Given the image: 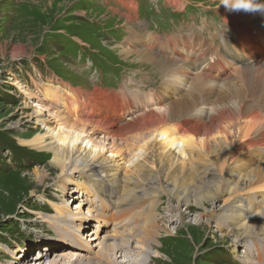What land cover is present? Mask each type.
I'll return each instance as SVG.
<instances>
[{
  "label": "rangeland",
  "instance_id": "374dc122",
  "mask_svg": "<svg viewBox=\"0 0 264 264\" xmlns=\"http://www.w3.org/2000/svg\"><path fill=\"white\" fill-rule=\"evenodd\" d=\"M127 1L134 2L133 7L139 10L140 20L150 19H145L151 22L147 25L150 29L161 28L164 31L169 27L167 32L179 33L193 28L202 37L211 39L208 45L221 43L225 23H234L233 26L238 22L248 24L260 15L258 12L251 16H242L237 12L228 14V11H223L225 8L221 0H182L180 7L172 5L170 1L173 0ZM125 8L122 0H0V264H36L41 258H46L45 264H51L57 259L54 250L58 248L53 245H62L61 234L56 228L60 231L67 229L63 230L65 236L71 230L74 234L79 233L80 240L90 245L87 257L95 258L94 263L97 264V257L103 255L110 244H119L126 250L118 255L119 263L123 264H129L132 254H136L134 258L142 264H246L247 248L254 264H264V240L260 237L249 240L238 237L236 230L231 231L234 225H223L218 218V214H224L227 208L223 204L224 198L205 200V207L215 213L202 216L200 205L189 208L156 187H138V182L128 185L129 194L125 192L130 199L128 204L106 202L109 196L102 197L92 189L91 181V192L87 190L89 196H82V192L71 193L65 187L82 184L83 175L74 173V182L69 184L60 177L54 180L56 176L48 164L49 155L35 151L28 145L39 130L45 128V125L32 119V114L37 110L35 95L44 89H57L58 86V90L62 91L75 90L71 95L73 99L83 95L87 98L88 94L98 89L97 86L103 87V91L118 89L127 76L138 81L145 79L149 85L146 90H151V85L157 81L156 89L160 88L166 79L162 78L165 65L158 62L157 57L148 61L146 54V57L131 54L125 58L122 48L117 45L119 42L116 41H122L123 45L125 38L131 35L128 32L124 34L127 21L122 14L126 13ZM227 15L235 21L228 22ZM128 16L134 20L132 13ZM136 27L142 30L144 25L139 22ZM218 33L220 35L214 42ZM145 35L150 52L156 54V46H152L164 42L148 32ZM76 49L80 52L76 53ZM119 67L123 68L117 84V78L120 79ZM231 71H222L218 81L223 82ZM113 76L117 77L115 81ZM136 80L129 88L132 93L129 90L126 94L108 91L129 99L131 109L124 117L130 123L136 122L145 112L141 109V103L134 102L137 97L143 100L135 93L143 83ZM234 81L238 82L237 79ZM203 85L206 89L209 87ZM185 94L183 92L181 96ZM174 96L165 102L169 104L178 98L176 94ZM210 99L211 90H208L197 101L204 103L195 105L192 111L197 116L191 112L189 118L196 122H199V117L204 119L212 110ZM62 102V98L61 101L54 100V108L64 109ZM77 104L82 110L85 108L78 100ZM246 105L259 106L263 110L264 93L251 101L247 100ZM94 111H84L78 118L83 119ZM128 115L132 117L129 121ZM210 118L206 120L215 121ZM181 119L179 123H174H182L184 118ZM128 143H131L130 140ZM15 148L29 155L24 157L29 166L20 168L13 151ZM261 154L257 151L254 156L256 160H264ZM128 159L118 161L126 168L124 164H129ZM35 170L45 173L44 182L37 179ZM124 172H121L122 176ZM116 188L125 191L124 185L119 184ZM202 189L207 190V186L203 185ZM253 205L255 208L258 200ZM58 208L67 210L60 213ZM70 212L72 215L79 213L75 214L79 215V219L74 221ZM89 217L91 221L83 220ZM74 222L77 227L81 226L80 232L73 229ZM143 231L150 234V242L145 248L138 244ZM129 238L131 243L127 246ZM70 241L75 245L73 240ZM247 244L252 247L249 248ZM66 262L70 263L68 260Z\"/></svg>",
  "mask_w": 264,
  "mask_h": 264
},
{
  "label": "bare ground",
  "instance_id": "6f19581e",
  "mask_svg": "<svg viewBox=\"0 0 264 264\" xmlns=\"http://www.w3.org/2000/svg\"><path fill=\"white\" fill-rule=\"evenodd\" d=\"M179 1H171V3L180 6ZM122 2L127 7L126 13L122 16L128 23V31L132 33L130 35L132 38L126 39V46L133 52L124 47L125 41L123 45L121 43L117 45L122 48L121 51L127 58L131 54L140 55L136 43L139 42L141 35L147 40L145 35L147 31L144 29L141 33L132 26L138 17V9L133 7L134 2L127 0ZM257 2L264 4V0ZM223 11L227 12L226 9ZM131 13L134 20L128 16ZM229 13L231 12L228 11ZM237 13L242 16L253 14L244 11ZM226 20L235 21L228 15ZM255 22L262 24V28L256 33L257 41L264 42V14L260 13L251 23L238 22L237 29L233 26L234 23L231 24L232 32L221 33L222 42L212 43L207 50L202 49V43H197L196 49L199 51L197 55L194 54L195 51L186 54L179 52L178 49L183 41L177 38L175 40L171 38L168 44H154L152 47L156 46V54L150 52L147 43L142 44V47H145L142 51L149 60L157 57L158 62L165 65L163 76L164 74L167 76L169 71L172 72L170 78L161 85L162 88L155 90L159 91L155 96H147L146 90L144 93L136 94L142 96V101L147 103L140 104L145 112L134 123H130L129 118L127 119L129 122L125 121L124 117V114L131 109L129 99L117 93L103 91L100 87L88 94L86 100L78 99L85 106L83 110L80 104L72 108L70 101L62 102L64 109L54 108V100L61 101L63 96L71 97L75 93L73 90L62 91L56 86L57 89L48 88L40 91L35 95L37 110L32 114V119L45 125V128L39 130L28 145H31V149L35 151L49 155L48 164L56 176L54 180L60 177L69 184L74 182V173L83 175L82 184L75 181L77 183L74 184L75 187H65L68 192L78 191V193L82 192V196H86L89 194L87 192L89 185H93L92 189L102 197L109 196L106 202L112 201L116 205L128 204L130 202L126 194L129 190L128 185L138 182V187L152 189L156 187L189 208L192 205H200L203 210L202 216L208 214L212 216L215 213L205 207V200L224 198L223 204L227 208L224 214H218L222 224L234 225L230 230H236L238 237H245L247 240L260 237L264 240V160H256L254 157L257 151L262 152L261 156L264 157V108L260 110L259 106L255 107L256 104L254 107L246 105L247 100L251 101L264 93V55L250 61L251 55L245 54L247 50L244 49L242 51L244 55L235 57V52L239 48L230 46L229 43L230 39H234L240 45L252 50L256 43L253 37ZM219 35L220 33L216 35L215 40ZM186 46L190 48L192 45L186 44ZM225 56H231L233 62L228 61ZM228 69H232L228 77L223 82H219L221 72ZM189 77L194 81V87L187 91L180 90V81L184 80L182 86L185 89L188 87ZM202 78L208 80L211 86L212 110L204 119L199 117V122L203 119V122L199 123L190 119L189 114L194 111L195 105H199L197 101L203 94L199 83ZM235 79L238 82H235ZM183 92L186 94L181 96ZM175 94L178 98L167 104L165 101L175 97ZM157 105L159 106L154 108ZM90 107L95 108L96 111L86 114L83 119L78 118L80 112ZM209 116L215 121L206 120ZM181 118H184L183 122L176 124L182 120ZM118 159L120 161L128 159L129 164H124L127 166L125 168ZM123 170H125L124 176L121 175ZM35 171H37V179L44 182L45 173L41 170ZM90 181L92 185L89 184ZM15 184L18 185L16 182ZM119 184L124 185L125 191L116 188ZM203 185L207 186V190L202 189ZM193 192L200 194L194 195ZM135 200L138 202L137 199ZM257 200L258 205L254 208L253 204ZM58 209L60 213L67 210ZM75 214L79 213L71 214L74 221L79 219V215ZM84 219L91 221V217ZM96 219L99 220V216ZM76 225L74 222L73 229H78L80 232L81 226ZM56 229L61 234L60 244L63 246L53 245L58 248L57 250L51 248L56 251L57 259L51 264H97L94 263L95 258L87 257L86 253H89L90 245L80 240L79 233L74 234L71 230L69 235L65 236L63 230L67 229L63 228L61 231L59 228ZM144 232L138 238V244L142 248L147 247L150 242V234ZM67 237L73 240L75 245ZM129 240L130 242H126L127 246L131 243L130 238ZM247 246L252 247L251 244ZM69 248L71 249L67 251ZM246 250L245 263L254 264L249 249ZM125 251L119 244H110L105 248L104 254L97 257L98 264H123L124 262L119 263L118 255ZM135 255H131L129 264H142L139 259L134 258ZM45 260L46 258H41L36 264L38 262L45 264Z\"/></svg>",
  "mask_w": 264,
  "mask_h": 264
},
{
  "label": "clouds",
  "instance_id": "9594fccd",
  "mask_svg": "<svg viewBox=\"0 0 264 264\" xmlns=\"http://www.w3.org/2000/svg\"><path fill=\"white\" fill-rule=\"evenodd\" d=\"M222 6L229 12H251L264 14V4L257 0H221Z\"/></svg>",
  "mask_w": 264,
  "mask_h": 264
},
{
  "label": "trees",
  "instance_id": "16d2710c",
  "mask_svg": "<svg viewBox=\"0 0 264 264\" xmlns=\"http://www.w3.org/2000/svg\"><path fill=\"white\" fill-rule=\"evenodd\" d=\"M13 151L15 152V155H16L15 158L17 159L18 164L20 165V168L29 166L30 163H25V160H24L25 156H29L28 154H25L22 149H18V148H15V150ZM33 155H36V154L33 153Z\"/></svg>",
  "mask_w": 264,
  "mask_h": 264
},
{
  "label": "crops",
  "instance_id": "0c3cea01",
  "mask_svg": "<svg viewBox=\"0 0 264 264\" xmlns=\"http://www.w3.org/2000/svg\"><path fill=\"white\" fill-rule=\"evenodd\" d=\"M124 47H126L127 49H129V47L128 46H126V44L124 45ZM129 50H131V49H129ZM132 51V50H131ZM133 52V51H132Z\"/></svg>",
  "mask_w": 264,
  "mask_h": 264
}]
</instances>
